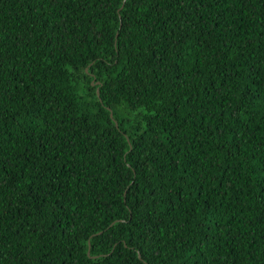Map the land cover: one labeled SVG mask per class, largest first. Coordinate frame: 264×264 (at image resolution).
Listing matches in <instances>:
<instances>
[{
    "label": "trees",
    "instance_id": "trees-1",
    "mask_svg": "<svg viewBox=\"0 0 264 264\" xmlns=\"http://www.w3.org/2000/svg\"><path fill=\"white\" fill-rule=\"evenodd\" d=\"M0 264H264V0H0Z\"/></svg>",
    "mask_w": 264,
    "mask_h": 264
},
{
    "label": "water",
    "instance_id": "water-1",
    "mask_svg": "<svg viewBox=\"0 0 264 264\" xmlns=\"http://www.w3.org/2000/svg\"><path fill=\"white\" fill-rule=\"evenodd\" d=\"M93 85V83H91ZM87 255H89V251L87 252Z\"/></svg>",
    "mask_w": 264,
    "mask_h": 264
}]
</instances>
